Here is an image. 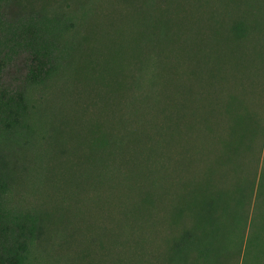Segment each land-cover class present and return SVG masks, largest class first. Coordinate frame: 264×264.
I'll use <instances>...</instances> for the list:
<instances>
[{
	"label": "trees",
	"instance_id": "trees-1",
	"mask_svg": "<svg viewBox=\"0 0 264 264\" xmlns=\"http://www.w3.org/2000/svg\"><path fill=\"white\" fill-rule=\"evenodd\" d=\"M17 1L0 0V141H44L37 175L58 177L51 211L17 206L0 156V264H36L47 221L87 235L94 264H264V0H63L5 20Z\"/></svg>",
	"mask_w": 264,
	"mask_h": 264
},
{
	"label": "rangeland",
	"instance_id": "rangeland-1",
	"mask_svg": "<svg viewBox=\"0 0 264 264\" xmlns=\"http://www.w3.org/2000/svg\"><path fill=\"white\" fill-rule=\"evenodd\" d=\"M63 0H18L14 4H8L6 8L2 9L5 13L3 18L5 20L13 19L20 14L25 12H30L33 14L37 8H41L45 6L44 10L50 12L53 6H56V3H60ZM115 4H111V6ZM108 3H105L104 10L105 14H109L110 9L108 8ZM109 6V7H111ZM25 55H19L14 58L9 65L6 66L3 73V80L8 83L17 82L18 79L22 78L25 72ZM75 87V88H72ZM88 93H83L85 96V100L88 102L91 100V95H89L90 91L87 90ZM68 92L73 93L74 99H81L80 95V86L78 85H69ZM78 93V94H77ZM93 93V92H92ZM52 94V95H50ZM64 94V95H63ZM65 91L60 89V85L55 88L53 91L49 90L46 93V96L43 98L44 102H49L50 107L54 109L60 107L61 102L68 104L70 101V95H65ZM77 94V95H76ZM71 102V101H70ZM39 146L38 152L36 150L35 145L31 146L28 144H23L20 142H3L0 141V156L3 159L5 164L6 171L10 174V184L13 185L14 189V204L20 207H29L33 209H43L45 211L50 210L52 208L49 203L48 192L51 193L52 189H50L49 182L52 177H58L57 174L51 172L47 178H43V174L40 173L41 178L38 177V171H41L43 168L47 167L46 162H40L38 159H35V155L40 154L42 152L47 151L46 143L42 141L41 143L36 144ZM264 148V141L262 144V149ZM262 152V151H261ZM260 158L259 164L257 166L260 168V162H262V153L257 154ZM40 162V163H39ZM64 161L53 163L51 166H59L63 164ZM39 165L36 171L33 168V165ZM255 165H251L254 167ZM258 168V169H259ZM62 169V168H61ZM53 171L56 172L55 168ZM57 171L60 169L57 168ZM31 172V173H30ZM39 179V180H38ZM38 181V182H37ZM57 196H59L57 194ZM80 200V199H79ZM80 202L77 201H69V211L75 213L77 211V205ZM51 211V210H50ZM100 215V219L99 216ZM90 221L92 222L91 226H94L101 223H109V214L108 212L101 211V213H97L95 211L91 214ZM99 219V221H98ZM100 225V223H99ZM56 225L53 223L46 222L44 229L42 231L41 238L38 242L37 250L35 252L36 264H94L95 256L99 255L97 253V247H91L89 244L90 241L87 240V235H79L72 240L66 238L68 235V231L65 233L61 229H57ZM76 234V233H75ZM83 234H87L86 232ZM62 236V237H61ZM66 239L68 241H66ZM95 244V243H94ZM96 245V244H95ZM89 250V256H87L83 261L81 260L82 252Z\"/></svg>",
	"mask_w": 264,
	"mask_h": 264
}]
</instances>
